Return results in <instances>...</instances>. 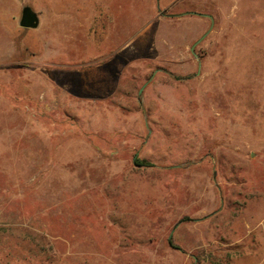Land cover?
Here are the masks:
<instances>
[{
  "label": "rangeland",
  "instance_id": "rangeland-1",
  "mask_svg": "<svg viewBox=\"0 0 264 264\" xmlns=\"http://www.w3.org/2000/svg\"><path fill=\"white\" fill-rule=\"evenodd\" d=\"M0 264H264V0H0Z\"/></svg>",
  "mask_w": 264,
  "mask_h": 264
},
{
  "label": "water",
  "instance_id": "water-1",
  "mask_svg": "<svg viewBox=\"0 0 264 264\" xmlns=\"http://www.w3.org/2000/svg\"><path fill=\"white\" fill-rule=\"evenodd\" d=\"M40 20L38 15L32 11L31 8L26 7L24 8V11L22 12V18L20 21V26L26 30H36L39 28ZM202 39L197 42L196 45H198Z\"/></svg>",
  "mask_w": 264,
  "mask_h": 264
}]
</instances>
